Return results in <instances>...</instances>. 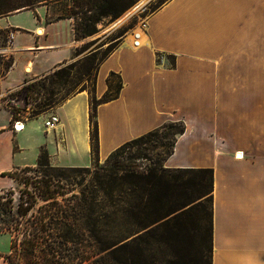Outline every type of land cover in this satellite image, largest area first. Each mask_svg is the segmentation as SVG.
<instances>
[{
	"label": "crops",
	"instance_id": "crops-1",
	"mask_svg": "<svg viewBox=\"0 0 264 264\" xmlns=\"http://www.w3.org/2000/svg\"><path fill=\"white\" fill-rule=\"evenodd\" d=\"M53 11L44 4L0 17V31H13L4 48L12 64L0 71V191L16 183L1 174L34 167L42 148L53 166L93 162L86 90L57 104L54 128H45L44 115L18 132L10 121L13 93L74 58L84 43L74 37L72 18L50 21ZM138 25L146 42L134 49L127 36ZM122 29L95 75L96 98L111 72L121 78L117 95L97 106V160L182 121L184 133L164 166L212 169L211 264H264V0H166L148 12L144 4ZM166 54L174 66L158 61ZM7 248H0V264H8Z\"/></svg>",
	"mask_w": 264,
	"mask_h": 264
},
{
	"label": "trees",
	"instance_id": "trees-1",
	"mask_svg": "<svg viewBox=\"0 0 264 264\" xmlns=\"http://www.w3.org/2000/svg\"><path fill=\"white\" fill-rule=\"evenodd\" d=\"M64 1L67 7L54 14L58 5ZM164 1L161 0L160 4ZM134 2L135 0H0V17L22 9H34L38 5L53 4L54 18L50 21L73 18L74 37L78 40L96 33L97 24L103 18L118 17ZM128 27H132V23ZM126 29L119 30L115 38L120 39ZM0 34L5 35L2 31ZM4 41L5 36L0 45H3ZM93 41H88L77 48L76 53ZM115 46L111 43L100 57H97L98 50L83 57L79 68L80 76L90 77L93 73L94 86L99 64ZM0 61H3L0 67L2 72L12 64L11 58L7 60L0 58ZM113 76L117 78L115 83L110 80ZM67 77L68 71L65 69L55 72L57 81L66 80ZM106 81L107 90L101 98H96L94 87L91 93L89 91L93 162L98 159L97 106L114 98L121 88V78L114 72L110 73ZM44 82L45 80L38 79L31 84L39 90L38 92H42L41 100L35 105L34 114L66 98L62 97L56 101L55 93L48 89ZM81 89L84 90V87ZM184 130L185 125L182 121H169L123 143L109 153L103 165L81 188L79 195L74 194L75 200H68L64 204L58 202L57 196L63 195L75 184L82 183L76 181L77 175L73 176L72 173L88 171V168L51 166L48 152L42 148L37 164L21 169L23 173L34 170L35 175H24L19 180L25 188L20 191L15 214L11 215L16 222L15 227L9 222V214L14 209L12 199L0 193V233L12 234L16 230L19 231L18 234L21 233V239L18 238L19 235L11 239L10 248L17 251V240H20L22 257L28 260L26 264H81L84 261H87L85 264H93L89 260L91 253L86 249L90 245L84 244L82 229H85L91 237L89 238L93 240V251L95 248L99 252H104L95 264H211V206L209 212L205 209L204 215L208 222L202 226V232L201 228L195 226L192 216L193 210L201 203L192 204L180 214L164 219L173 212V194L179 188L191 186L192 191L197 194L205 189L211 197L212 169L168 168L163 165L173 153L177 136L183 134ZM154 141H158L159 144L152 147H160L162 150L160 152L162 161H157L155 166L137 169L130 160L122 159L125 153H128V159L135 156L136 153L131 152L133 147L140 149ZM187 173H193L194 178L189 181H178L181 174ZM1 175H9L18 180L16 171L4 172ZM191 192L189 196H185L186 200L192 198ZM37 199L47 201V206H54L53 209L45 210L39 219V226L30 223L33 214L28 216L26 224L22 225V219L28 215ZM183 202L177 201V204ZM181 214L189 219L181 220ZM152 224L155 225L151 226ZM19 225L22 227L19 228ZM138 228L145 230L137 233L135 230ZM197 233L199 237L196 239ZM49 238H54L52 245L47 243ZM42 244L49 246L43 248ZM204 249L205 260L202 259Z\"/></svg>",
	"mask_w": 264,
	"mask_h": 264
},
{
	"label": "rangeland",
	"instance_id": "rangeland-1",
	"mask_svg": "<svg viewBox=\"0 0 264 264\" xmlns=\"http://www.w3.org/2000/svg\"><path fill=\"white\" fill-rule=\"evenodd\" d=\"M136 1L139 0H135V2L129 6L126 10H124L122 12L125 13L127 10V14L120 20L119 25H117V27L115 29H113L111 32H107L105 33L108 28H106V25L111 21V17H105L103 18L98 24H97V28H98V33L93 35L92 37L95 38L97 37V40H94L92 43L88 44V46H86L82 51H80L78 54H76V56H74V58L70 59V60H66L60 64H58L54 69H52V71H50L49 73L45 74L46 76H42L40 78V80H45V86L48 87V89H52L53 92L55 93L54 95V99L56 101L60 100L62 97H68L74 93H77L79 91H81L82 87H84V90H86L89 94V91L91 93L92 89H93V83H94V77H93V73L91 74L90 77L88 76H84L81 77L80 73H79V68L81 67V64L84 60L83 57H85L86 55L92 53V51L94 50H98L97 51V57H100V55L105 51V49L111 44L113 43L114 46L116 45V43L118 41H116L115 38V32L118 31V29L125 27L128 22H131L132 20V16H134L135 14H137L138 10L145 4L146 6V12L148 11H152L154 9H156V7L160 4L161 0H143L140 4H138L135 8H132ZM166 1V0H165ZM66 2H62L58 5V7L56 8V10L54 11V14H58L60 13V9H64L66 8ZM131 9V10H130ZM120 14V16L122 15ZM128 14L129 17H126ZM54 16V15H53ZM119 16V17H120ZM118 17V18H119ZM125 18V19H124ZM73 19V18H72ZM74 22V19H73ZM138 23V22H136ZM134 34V33H133ZM133 34L131 35V37L133 36ZM5 35L0 34V42H2V38ZM130 35L127 36V39L129 38ZM88 37V36H87ZM89 37V38H92ZM122 37V36H121ZM86 39V40H89ZM80 41H83L84 43H80V45L78 46V48H80L83 44H85L86 40L84 38H80L78 39ZM1 44V43H0ZM158 61L160 62H165L169 67L174 66V56L172 55H159L158 56ZM60 69H65L68 71V77L66 78V80H61V81H57L55 78V72H57ZM46 78V79H45ZM111 82L115 83L117 81L116 77H110ZM95 89V87H94ZM95 93V91H94ZM44 96H46L44 94ZM14 106V105H13ZM19 106L22 107L23 106V102H19ZM24 113L25 115H27L28 112H30L31 110L27 107V105H25L23 107ZM37 119H41L43 120V115H38ZM44 121V120H43ZM159 144L158 141H154L151 145L146 146V147H142L140 149H138L137 147H133V149L131 150L132 153H136L135 156L131 159H128V153H125L122 156V159H125V161L130 160V162L132 163V165L134 167H136L137 169H147L149 167H153L156 165L157 161H162L160 152L162 151L160 147L154 148L152 146ZM181 152L179 151V154ZM180 156H182V154H180ZM183 157V156H182ZM104 163V161H100V160H96L94 162H92V164H90L89 166H87L88 171H78V172H74L72 173V175H77L75 177V180L78 182H82L81 185H77L75 184L74 187L66 190V192L63 195H58L57 196V200L59 203L64 204L66 203L68 200H75L74 194L79 195L80 190L83 186L86 185V183H88L89 179L94 175V173L96 172V170L102 166ZM164 165V163H163ZM53 166V165H51ZM74 167H84V166H74ZM172 170V169H171ZM16 173L18 174V180L15 179L16 183L14 184V187L12 188H7L4 189L2 191H0L1 194L4 195V197L9 196L12 199V203L14 205V209L13 212L10 213L9 215V222L12 223V227L15 225V220L14 218L11 217V215H14L16 212V207H17V202L19 199V194L20 191L23 190L25 188L24 184L22 182H20V178L24 175L27 176H34L35 175V171L31 170L28 172L23 173V171L17 170ZM77 173V174H75ZM174 175H179L177 172H172ZM194 178L193 173H187V174H181L180 177L178 178V181H186L189 179ZM192 191V187H187L185 189H178L174 192L173 194V200H174V204H173V212L171 214H169L166 218H169L171 216H173L174 214H180L182 212V210L186 209L187 207H189L192 204H196L198 205V203H201L200 205H198L196 207L195 210H193V220L196 223V227L201 228V232L202 230V226L208 222L207 217H205L204 213H205V209L206 211L210 209L211 206V197L209 196V193L207 190H203L202 189V193L197 194V192H191ZM185 192V193H184ZM191 192L192 198L189 197L188 200L187 197L185 198V196H189ZM25 197L27 195H24ZM68 198V199H67ZM186 200V201H185ZM177 201L183 202L182 204H177ZM47 201L41 200V199H37L36 203L34 204V207L28 212V215L22 219V225L26 224V218L28 216H30L31 214H33L30 218V223L34 224V226H39L40 225V218L41 216L44 214L45 210L47 211L48 209H53L54 206H47ZM189 219V217H187L186 215H182L181 214V220H186ZM18 224V223H17ZM22 225H19L18 227L21 228ZM155 224H152L151 226H154ZM149 226V227H151ZM15 227V226H14ZM147 229V228H146ZM145 229L143 228H138L135 231H137V233H141L142 231H144ZM17 231V230H16ZM13 231L12 234L8 233V232H4V233H0V248H6L7 247V243H8V248H7V253L5 255L8 264H26L28 262L27 259L22 257V250H21V245L19 244L20 240H17L16 244H17V251H15L14 249H10V242L12 238H15L16 236H18L19 239L22 238L21 233L18 234V232ZM82 233H83V237H84V244H86L87 246L90 245V247H87L86 249H88L87 251H89L91 253L90 256V261L93 262V264L96 263V260L99 258V256L104 255V252H99L97 251V249L94 248L93 251V240L90 239L91 237L89 236V234L87 233V231L85 229H82ZM136 233V234H137ZM198 233H200V231H198ZM197 235L195 236L196 239L199 237ZM48 237V236H46ZM90 237V238H89ZM54 238H49L47 240V243L52 245ZM92 245V246H91ZM49 245H45L42 247L46 248ZM92 247V248H91ZM93 251V252H92ZM84 254V252H83ZM38 255V252H37ZM202 259H206V250H203V258ZM32 260V259H31ZM87 261H84L81 264H85Z\"/></svg>",
	"mask_w": 264,
	"mask_h": 264
},
{
	"label": "built area",
	"instance_id": "built-area-1",
	"mask_svg": "<svg viewBox=\"0 0 264 264\" xmlns=\"http://www.w3.org/2000/svg\"><path fill=\"white\" fill-rule=\"evenodd\" d=\"M138 34H135L134 45H138ZM13 39V31H8L5 34V41L3 45H0V58L3 60H7L10 56L5 54L4 48L9 46ZM29 65H26L24 68L25 73L30 72ZM45 76V75H43ZM34 81L24 82L17 92L13 93L14 97L10 99L11 104H9V113H10V121L12 123V128L15 132L20 131L24 127V122L29 118L37 117L38 115H44V126L45 128L51 129L54 128L56 124L59 123L60 117L58 113L55 111L57 104H53L38 114H34L35 105L41 100L42 92H38L39 90L34 88V85H31ZM28 86V87H27ZM25 87H27L25 89ZM19 102H23V106H19ZM14 105V106H13ZM27 105V107L31 110L25 115L23 107Z\"/></svg>",
	"mask_w": 264,
	"mask_h": 264
},
{
	"label": "bare ground",
	"instance_id": "bare-ground-1",
	"mask_svg": "<svg viewBox=\"0 0 264 264\" xmlns=\"http://www.w3.org/2000/svg\"><path fill=\"white\" fill-rule=\"evenodd\" d=\"M143 0H139L133 7H131V9L132 8H135L138 4H140L141 2H142ZM130 9V10H131ZM128 11V10H127ZM127 11L125 12V13H123L119 18H117L114 22H112L109 26H107L106 28H109L110 26H113V25H115L117 22H119L126 14H127ZM37 33H41V29H37ZM138 34V38H137V40H138V45L137 46H135L134 45V41H135V34ZM129 41H130V45L134 48V49H137V48H139V47H141V46H143L144 45V43L146 42V36H145V34H144V31H143V28H142V26H140V25H138L137 26V28H136V31L134 32V34H133V36L131 37V36H129ZM29 68V67H28ZM236 157L238 158V157H241V153L240 152H238L237 154H236Z\"/></svg>",
	"mask_w": 264,
	"mask_h": 264
},
{
	"label": "water",
	"instance_id": "water-1",
	"mask_svg": "<svg viewBox=\"0 0 264 264\" xmlns=\"http://www.w3.org/2000/svg\"><path fill=\"white\" fill-rule=\"evenodd\" d=\"M138 1H136V3H137ZM135 3V4H136ZM137 8V7H136ZM129 15H131V14H128L126 17H129ZM120 16V15H119ZM118 16V17H119ZM118 17H116V18H114V19H111V21L106 25V27L107 26H109L112 22H114ZM125 19V18H124ZM119 23H120V21L119 22H117L115 25H113V26H110L109 28H108V30L105 32V33H107V32H111L113 29H115L116 27H117V25H119ZM98 32H96V33H94V34H92V35H90V36H88V37H85L84 39L86 40V39H88L89 37H92L93 35H95V34H97ZM93 38V37H92Z\"/></svg>",
	"mask_w": 264,
	"mask_h": 264
}]
</instances>
